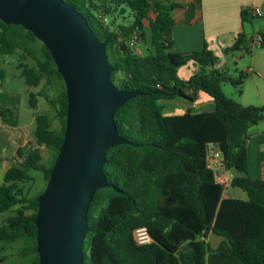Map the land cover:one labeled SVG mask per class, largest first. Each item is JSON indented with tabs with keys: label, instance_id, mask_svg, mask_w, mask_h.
I'll list each match as a JSON object with an SVG mask.
<instances>
[{
	"label": "trees",
	"instance_id": "trees-1",
	"mask_svg": "<svg viewBox=\"0 0 264 264\" xmlns=\"http://www.w3.org/2000/svg\"><path fill=\"white\" fill-rule=\"evenodd\" d=\"M64 1L85 17L100 41L106 42L112 82L136 93L114 112L117 133L125 142L107 150L103 173L108 185L98 189L89 204L82 245L84 264H264V228L248 230L252 223L264 224V178L231 177V186L244 190L248 198H222L213 219L200 195L202 185L215 184L206 163L210 142L218 146L228 169L237 166L247 172L239 157L249 128L264 120V107L240 104L224 94L221 85L228 81L240 93L249 72L237 71L231 77L227 70L215 68L207 46L190 52L173 51L172 11L180 5L171 0ZM119 15L128 17L129 22L115 24ZM247 16L248 12H242V19ZM133 35L140 53L126 44ZM259 35V45L264 47V32ZM228 50H247L246 41L240 37ZM16 53L24 82L38 87L44 80V87L51 91H30L29 106L36 108L38 98L43 97L54 108L59 128L52 127L46 112L35 113L33 144L16 149L20 160L4 174L0 213L10 214L0 220V251L18 242L23 264H39L36 197L46 184L63 139L67 102L63 80L48 49L21 25L0 21V79L4 57ZM190 60L197 70L187 79L179 78L177 68ZM199 91L212 98L211 111L163 114L164 101L193 102ZM12 116L9 108L0 107V120ZM31 170L42 173L44 186L28 195L24 183L33 179ZM160 198L169 206L167 211L161 210ZM143 226L153 242L138 245L132 233ZM211 230L226 237L216 250L207 241ZM154 231L167 245L178 247L177 261L170 260L162 244L155 245ZM4 259L0 256V263Z\"/></svg>",
	"mask_w": 264,
	"mask_h": 264
},
{
	"label": "water",
	"instance_id": "water-1",
	"mask_svg": "<svg viewBox=\"0 0 264 264\" xmlns=\"http://www.w3.org/2000/svg\"><path fill=\"white\" fill-rule=\"evenodd\" d=\"M0 21L21 25L50 52L66 94L63 139L41 193L36 197V251L39 264H84L82 245L94 193L106 187L103 173L110 147L124 143L114 112L135 92L111 80L106 42L85 17L64 0H0ZM232 177H247L237 166ZM224 235L211 230L216 250Z\"/></svg>",
	"mask_w": 264,
	"mask_h": 264
},
{
	"label": "crops",
	"instance_id": "crops-1",
	"mask_svg": "<svg viewBox=\"0 0 264 264\" xmlns=\"http://www.w3.org/2000/svg\"><path fill=\"white\" fill-rule=\"evenodd\" d=\"M171 1L180 5L172 11V50L190 52L207 46L213 53L215 68L227 70L231 77L237 71L249 72L240 93L228 81L222 83V91L242 105L264 107V47L256 43V35L264 32V0ZM256 6L262 10L261 16L250 15L242 19V12H248ZM194 27L197 28L196 32H192ZM240 37L246 41L247 50L226 52ZM196 70L197 65L190 60L177 68V76L187 79ZM228 85L232 88L229 89ZM2 87L0 82V107L9 108L13 116L10 120H0V184L6 170L20 160L16 149L33 144L35 113H38L37 106L31 108L28 97L25 99V90ZM162 106L164 115L183 114L187 110L203 112L213 109V100L208 94L199 91L193 102L173 99L164 101ZM241 161H245L251 179L264 178V120L249 128V137L238 162ZM200 195L211 219L215 217L222 198L229 197L240 201L248 198L244 190L233 187L230 183L202 185ZM159 206L163 211L169 209L162 198ZM257 228H264L263 221L250 224L248 230L255 232Z\"/></svg>",
	"mask_w": 264,
	"mask_h": 264
},
{
	"label": "rangeland",
	"instance_id": "rangeland-1",
	"mask_svg": "<svg viewBox=\"0 0 264 264\" xmlns=\"http://www.w3.org/2000/svg\"><path fill=\"white\" fill-rule=\"evenodd\" d=\"M125 16V15H124ZM129 22L128 17L123 16H117L115 19V24H121V23H127ZM197 28H192V32H196ZM19 53H16L14 55L5 56L3 59V62L1 64L2 71H3V77L1 78L0 82L3 84V89L7 88H14L16 90H22L25 92V99L28 97V92L30 91H39L43 90L46 93H51L48 88L44 87V80L42 81L41 85L38 87H32L28 86L25 82L23 77L20 75V69L17 68V63L19 62ZM25 62L31 63L29 59L24 60ZM227 87L232 88V86L228 85ZM234 87V86H233ZM227 92V91H226ZM227 94V93H226ZM229 96V95H227ZM230 97V96H229ZM37 111L38 113L46 112L50 116L52 127L55 129L59 128V122L57 118L55 117V111L52 106H50L47 101L43 97L38 98L37 103ZM260 122V121H259ZM258 122V123H259ZM43 156L44 161L47 158L46 152L43 150ZM30 176L33 178L32 180H27L24 183V188L28 195H33L37 193L43 186H44V180L42 178V173L39 171H29ZM10 212L6 213H0V220L3 221L6 216H8ZM155 237V245L159 246L162 244L163 249L167 252V254L170 256V260L177 261L175 255L178 250V247L167 245V243L163 240H161L160 235L157 233V231L153 232ZM176 236V234H175ZM162 241V242H161ZM1 245V244H0ZM19 243H12L6 245V248L4 251H0V256L4 255L5 259L3 260V263L0 264H23L24 259L21 258L17 252Z\"/></svg>",
	"mask_w": 264,
	"mask_h": 264
},
{
	"label": "built area",
	"instance_id": "built-area-1",
	"mask_svg": "<svg viewBox=\"0 0 264 264\" xmlns=\"http://www.w3.org/2000/svg\"><path fill=\"white\" fill-rule=\"evenodd\" d=\"M248 14L252 17H259L262 15V10L260 7H252L248 10ZM261 36L256 35V43L261 42ZM135 35H133L128 41L127 46L134 49L136 53H140V50L135 45ZM206 163L207 167L212 171L215 183L219 185H227L231 182L230 178L232 177L229 173V169L225 165V160L220 152L218 146L214 143H208L206 146ZM134 241L138 245H145L153 242L151 235L148 232L146 227H138L133 230L132 233ZM164 264H171L169 262Z\"/></svg>",
	"mask_w": 264,
	"mask_h": 264
}]
</instances>
